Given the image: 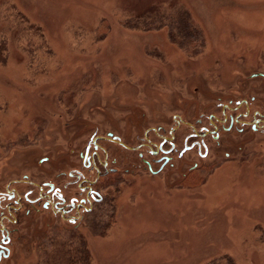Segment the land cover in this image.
<instances>
[{
	"label": "rangeland",
	"instance_id": "obj_1",
	"mask_svg": "<svg viewBox=\"0 0 264 264\" xmlns=\"http://www.w3.org/2000/svg\"><path fill=\"white\" fill-rule=\"evenodd\" d=\"M183 12L195 52L170 36L171 24L186 30ZM254 74L264 76V0H0V192L50 178L95 135L133 146L144 127L224 103L264 110ZM230 140L244 162L190 177L193 190L131 181L109 192L113 221L88 232L92 264H199L222 250L264 264V137ZM41 245L15 264H36Z\"/></svg>",
	"mask_w": 264,
	"mask_h": 264
},
{
	"label": "flooded vegetation",
	"instance_id": "obj_2",
	"mask_svg": "<svg viewBox=\"0 0 264 264\" xmlns=\"http://www.w3.org/2000/svg\"><path fill=\"white\" fill-rule=\"evenodd\" d=\"M256 79L264 76L251 75L250 80ZM220 106L193 122L178 118L172 125L144 127L133 146L111 133L95 135L50 178L22 176L9 183L0 192V264H15L29 242L38 247L58 233L79 234L89 243L90 228L100 225L99 214L114 203L109 192H125L131 181L187 192L194 188L185 187L190 177L204 173L205 181L225 165L235 169L238 158L230 139L264 137V110L252 111L245 100Z\"/></svg>",
	"mask_w": 264,
	"mask_h": 264
},
{
	"label": "trees",
	"instance_id": "obj_3",
	"mask_svg": "<svg viewBox=\"0 0 264 264\" xmlns=\"http://www.w3.org/2000/svg\"><path fill=\"white\" fill-rule=\"evenodd\" d=\"M181 16L182 20H180V24H182L186 30H180L179 27H175L176 23L171 24V30H169L170 36L180 48L188 49V51L190 49V52H195L199 48L196 45L201 44V37L198 34L192 33V25L188 14L183 12L180 17ZM30 31L39 33L41 30ZM113 205L114 203H109L106 213L104 211L99 214L98 221L100 225L90 228V232L94 236L102 234L104 229H108L109 224L113 221L116 211ZM102 213H105L103 218ZM252 235L255 234L252 233ZM87 244L89 243L79 234H72L69 236H64L61 233L54 234L46 239L40 246L39 260L36 264H92ZM228 252L227 250H222L221 253H218L213 258L199 264H234Z\"/></svg>",
	"mask_w": 264,
	"mask_h": 264
}]
</instances>
